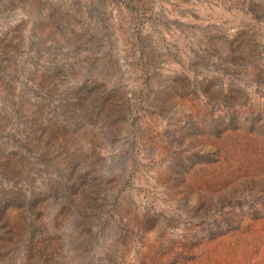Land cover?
Here are the masks:
<instances>
[{"label":"rangeland","instance_id":"1","mask_svg":"<svg viewBox=\"0 0 264 264\" xmlns=\"http://www.w3.org/2000/svg\"><path fill=\"white\" fill-rule=\"evenodd\" d=\"M0 264H264V0H0Z\"/></svg>","mask_w":264,"mask_h":264}]
</instances>
